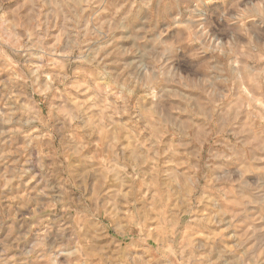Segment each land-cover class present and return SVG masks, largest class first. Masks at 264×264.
Masks as SVG:
<instances>
[{"label":"clouds","instance_id":"9594fccd","mask_svg":"<svg viewBox=\"0 0 264 264\" xmlns=\"http://www.w3.org/2000/svg\"><path fill=\"white\" fill-rule=\"evenodd\" d=\"M117 3L23 0L15 11L28 7L27 15L0 17V57L12 68L11 54L19 62L12 70L20 72V82L5 86L41 95L39 102L27 97L28 105H13L5 115L13 131L0 134V143L13 145L11 153H0V264H124L136 238L120 230L109 234L117 202L104 199L109 178L134 197L129 168L142 175L153 169L161 179L179 175L216 203L227 197L248 209L264 208V0ZM49 28L59 31L50 48ZM59 47L62 74L41 91L42 68ZM33 56L41 64L30 63ZM106 97L128 112L117 139L108 131L117 113L105 111L101 125L94 112L112 107ZM173 98L184 103L169 108ZM16 112L26 118L13 120ZM142 123L146 135H140ZM15 124L32 129L19 145ZM125 126L140 139L129 137L121 149ZM102 127L105 134L94 146ZM168 137L180 141V157L168 150ZM177 158L184 171H168ZM257 260L249 247L232 264Z\"/></svg>","mask_w":264,"mask_h":264},{"label":"rangeland","instance_id":"374dc122","mask_svg":"<svg viewBox=\"0 0 264 264\" xmlns=\"http://www.w3.org/2000/svg\"><path fill=\"white\" fill-rule=\"evenodd\" d=\"M21 3L23 0H2L0 17L11 20L13 15L20 17L27 15L28 7L20 9L18 13L15 11ZM122 3L124 0H118L116 6L119 7ZM101 15L106 16L105 13ZM48 33L45 46L50 48L55 45L59 31L49 28ZM63 51V47L57 48L51 56L52 63L42 68L43 75L38 81L41 91H45L49 83H55L54 76L62 74L61 69L56 65L61 63L60 57ZM9 61L12 63V68H16L19 63L11 54ZM30 63L39 65L41 61L33 56L30 58ZM12 68H6L5 61L0 57V134L13 131V125L5 121V115L13 110V105L15 107L28 105L27 97L38 102L41 100V95L34 93L31 87L23 89V95H21V89L18 86H13L10 90L5 86V81L20 82L19 70L13 71ZM72 79L73 77L69 76V80ZM82 82V80L74 81V83ZM261 86L257 81V87ZM58 87L62 88L63 85L58 84ZM243 87L247 88V85ZM105 103L112 107H102L94 112L99 117L101 125L106 123L103 115L105 111L117 113L113 117L116 127L108 130L113 139H117L121 135L119 125L125 124L128 112L117 103L115 97H106ZM182 103L184 102L173 98L169 108H175ZM47 107L44 103L40 104L43 112H47ZM179 115L183 119L189 118L186 113H179ZM25 118L21 112H16L13 120L19 121ZM145 118L146 121L151 118L150 111H146ZM194 122L198 123V118ZM14 127L18 133L14 139L17 145L22 144L24 137L32 129L21 130L19 124H15ZM104 134L103 127L97 131L96 138L93 140L94 146L99 145V137ZM122 135L124 143L121 149L127 145L129 137L139 140L140 135H146L143 123L140 125V135L137 134L136 129L127 126L123 128ZM3 138L0 135V139ZM166 141L168 150L176 157H180V141H174L171 137L166 138ZM12 148L11 143L8 145L0 143V153H11ZM103 161V156L98 157V163ZM183 166L184 160L177 158L168 162L167 170L175 169L181 172L184 171ZM119 167L123 168L124 165L120 164ZM254 171L259 174L261 169L256 167ZM127 172V180L135 188L134 197L127 196V187H122L120 182L109 178L105 181V191L110 192V195L104 199V203H107L109 199L117 202L118 217L115 227L107 229L109 234L115 235V232L120 230L130 232L136 238V245L123 257L124 264H221V260H224L225 264H232L235 258L249 247H255V255L260 257L256 264H261V260H264L260 247L264 245V237L260 236L261 231H264V223L261 222L264 219V208L248 209L236 199L227 197L216 203L207 191L194 188L187 179L182 180L179 175L161 179L153 169H149L143 175L136 172L134 168L127 169ZM27 182L26 178L25 183ZM92 184H95L94 179ZM101 220L108 224L110 217H105L101 213ZM224 249L228 251L224 252Z\"/></svg>","mask_w":264,"mask_h":264}]
</instances>
